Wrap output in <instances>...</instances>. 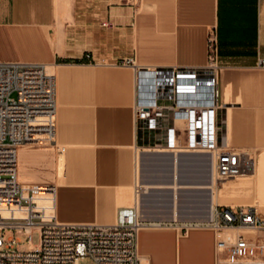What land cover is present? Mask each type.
I'll return each mask as SVG.
<instances>
[{"label": "crops", "instance_id": "0c3cea01", "mask_svg": "<svg viewBox=\"0 0 264 264\" xmlns=\"http://www.w3.org/2000/svg\"><path fill=\"white\" fill-rule=\"evenodd\" d=\"M211 32L222 69L220 138L231 150L255 155L252 175L264 196V69L258 67L264 59V0H0V62L49 68L57 82L56 140L65 148L62 176L56 147L19 148L18 182L54 188L60 222L111 225L120 208L134 204L137 177L146 174L142 158L157 155L169 163L171 177L149 184L146 199L167 208H152L145 217L164 221L142 219L143 263L218 264L212 227L168 223L150 213L172 210L176 221V195L199 204L200 195L211 192L216 207L221 192L242 193L240 184L216 190L213 179L211 189L198 188L196 177L192 188H184L182 178L175 187L169 153L143 155L137 164L135 71L124 64L132 59L148 68L204 67ZM240 201L264 198L248 195L234 202ZM178 211L179 219V202Z\"/></svg>", "mask_w": 264, "mask_h": 264}, {"label": "built area", "instance_id": "2783aa9c", "mask_svg": "<svg viewBox=\"0 0 264 264\" xmlns=\"http://www.w3.org/2000/svg\"><path fill=\"white\" fill-rule=\"evenodd\" d=\"M217 35L208 37L209 62L204 67L134 66L136 158L145 152L206 154L220 180L252 175L255 158L226 147L219 134L218 88L221 67ZM89 58L90 55H87ZM258 67L264 69V59ZM57 82L44 64L0 62V264H144L138 236L143 187L139 175L132 206L120 208L116 223H63L56 213L52 187L18 182V150L28 145L56 147ZM10 209H3L2 203ZM210 226L216 233L218 264H252L264 258V241L242 232H264V216L254 208L218 206ZM7 231H23L21 240ZM39 233L38 245L33 233ZM221 262V263H220Z\"/></svg>", "mask_w": 264, "mask_h": 264}, {"label": "bare ground", "instance_id": "6f19581e", "mask_svg": "<svg viewBox=\"0 0 264 264\" xmlns=\"http://www.w3.org/2000/svg\"><path fill=\"white\" fill-rule=\"evenodd\" d=\"M48 68V67H47ZM48 72L51 73L49 71L48 68ZM222 96V95H221ZM146 154H166V153H149V152H145V153H140L138 159L141 160L143 155ZM170 155V154H169ZM185 155H198V154H182V155H172V158L174 159V177H175V187H177V181L178 179L183 180L182 185L184 188H192L193 187V182L192 180L196 177L199 178V182L195 183L196 186H199L198 188H207V189H211L212 188V180L214 179L215 182V169L214 167L212 168V171H210V169L208 170V166L207 163H205V159L203 158H199V159H189V158H182ZM157 156V155H156ZM155 156V157H156ZM152 156H144L142 158V165H143V171H145V173L148 175V180H153V183L151 182H147V184H145V182H140V177H139V184L143 187V195L141 197V209H140V219L142 221L146 220V221H151L153 222H157V221H164L163 220H157V219H152V218H147L145 219V217H149L148 216V212L150 211V209H165L167 208L165 203H163V206H159L156 203V201H149V199L147 200L146 198V193H149L150 190V186L149 184H159L161 185L162 182H157L155 180H163L164 178H167L168 174L170 171H168L170 169V165L167 161L162 160V159H158ZM166 157V156H165ZM163 158V157H162ZM169 158V157H168ZM182 158V159H181ZM207 160H210L207 159ZM139 161V160H138ZM209 163V162H208ZM63 162L61 161V166H62ZM256 165V162H255ZM172 168V167H171ZM211 173V175L209 174ZM209 177V179H208ZM154 200V199H153ZM199 204H196L197 201H192V199H190V203L186 204L183 209L184 210H191V205L194 204L196 208H202V213L200 215H198V218H196V222L198 223H210L213 222L215 220V206L213 204V197H212V193L209 192V194L206 195H200L199 198ZM198 206V207H197ZM175 219L176 221L178 220V197L176 195L175 197ZM143 222V221H142ZM144 223V222H143ZM145 224V223H144ZM197 224V223H196ZM200 225V224H199ZM221 263V262H220ZM252 264H256V263H252Z\"/></svg>", "mask_w": 264, "mask_h": 264}, {"label": "rangeland", "instance_id": "374dc122", "mask_svg": "<svg viewBox=\"0 0 264 264\" xmlns=\"http://www.w3.org/2000/svg\"><path fill=\"white\" fill-rule=\"evenodd\" d=\"M27 148H52L50 146H36V145H28L26 146ZM62 155L63 153H60V151L56 148L55 149V156H56V164H57V171L59 172V175L62 176L61 173V159H62ZM253 157L255 158V155L252 154ZM198 158L201 157L203 159H205V163H207V168L208 170L210 169V171H212L213 168V164L211 159H209L210 157L206 154H198L195 155ZM256 161V159H255ZM209 162V163H208ZM23 172H25V168L22 169ZM255 170L256 169V165H255ZM211 175V173H209ZM264 175V171L260 172V176ZM169 176L171 174H168ZM257 174L254 175H248V176H242V177H237L235 179H229V180H220L217 176V174L215 175V189L219 190L221 188H224L227 185L233 184V183H239L240 188L242 193H222L219 195L220 196V200H217V205L216 207H218L219 203L220 204H228L230 206L233 207H254L256 208V210L258 211V214L261 216H264V202L260 201V202H254V203H246L243 201L240 202H234L238 199L243 200L246 198V196L248 195H253L254 199H262L264 198V196H261V190L260 188L256 187V176ZM149 177V174H143L140 177V182L142 184V182L147 181ZM171 177V176H170ZM209 179V177H208ZM27 185H31V184H27ZM264 195V194H263ZM235 199V200H234ZM231 200H233V202H231ZM186 198L185 196H183V194L180 193L179 195V207H180V215H179V219L178 221H173V219L171 218L173 216V212L172 210L169 211H162V212H154L151 211V215L153 214H161L164 218H166V220H168V223H177V224H189L190 222L195 221V216L196 215H200L203 211L202 208L198 207L196 208L194 204L191 205V210L186 213L183 211V207L187 204ZM130 206V205H129ZM205 224V223H204ZM208 224V223H206ZM246 237L251 238L252 240H257V241H264V232H250V231H245L242 232ZM6 238L9 236H16L17 238H19L21 240V244L19 245V249L22 251H26L28 249V243H27V239L28 236L23 232V231H16L15 233L7 231L5 233ZM40 241V237H39V233L36 231L33 233V242L35 245H38ZM258 264H264V258L263 259H257L256 260ZM80 264H93L92 261L90 259H85V260H81Z\"/></svg>", "mask_w": 264, "mask_h": 264}]
</instances>
